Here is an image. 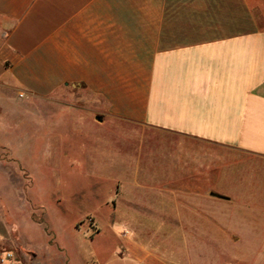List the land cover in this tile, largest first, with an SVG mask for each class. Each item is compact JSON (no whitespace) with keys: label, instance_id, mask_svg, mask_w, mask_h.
I'll list each match as a JSON object with an SVG mask.
<instances>
[{"label":"crops","instance_id":"0c3cea01","mask_svg":"<svg viewBox=\"0 0 264 264\" xmlns=\"http://www.w3.org/2000/svg\"><path fill=\"white\" fill-rule=\"evenodd\" d=\"M19 92L37 116L50 103L53 119L83 111L113 126L126 146L110 174L116 211L264 227V0H0V112ZM5 164L0 258L20 232L33 251L17 264H72L33 218L48 209L16 187L27 174ZM21 221L42 232L41 248Z\"/></svg>","mask_w":264,"mask_h":264},{"label":"rangeland","instance_id":"374dc122","mask_svg":"<svg viewBox=\"0 0 264 264\" xmlns=\"http://www.w3.org/2000/svg\"><path fill=\"white\" fill-rule=\"evenodd\" d=\"M21 94L13 96L11 112H0L5 128L0 131V158L13 172L27 174L15 181L16 187L48 209L47 218L41 211L33 218L54 230L51 237L72 264H231L234 259L264 264V227L245 222L215 226L205 218L201 222L195 212L149 211L137 205L124 204L116 211L113 200L120 189L110 174L125 159L126 146L113 126L99 130L83 111L53 119L50 103L37 116ZM24 106L27 121L19 109ZM60 135L65 139L58 142ZM20 228L25 243L41 248L37 227L21 221ZM232 234L239 241H231ZM19 236L16 232L13 238L17 249L1 245L0 264H6L7 253L15 264L20 253H32Z\"/></svg>","mask_w":264,"mask_h":264},{"label":"built area","instance_id":"2783aa9c","mask_svg":"<svg viewBox=\"0 0 264 264\" xmlns=\"http://www.w3.org/2000/svg\"><path fill=\"white\" fill-rule=\"evenodd\" d=\"M21 97H23V94H21ZM3 261L6 262V264H15L12 261V254L11 253H7L5 259H3Z\"/></svg>","mask_w":264,"mask_h":264}]
</instances>
